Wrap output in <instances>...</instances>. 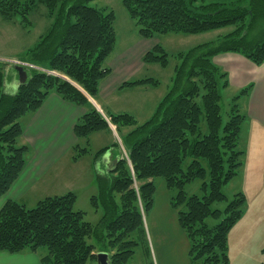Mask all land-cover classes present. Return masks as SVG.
<instances>
[{
    "label": "trees",
    "instance_id": "1",
    "mask_svg": "<svg viewBox=\"0 0 264 264\" xmlns=\"http://www.w3.org/2000/svg\"><path fill=\"white\" fill-rule=\"evenodd\" d=\"M94 1L0 0L3 21L20 16L22 24L32 25L29 16L42 5L51 22L34 47L18 58L29 65V81L15 94L4 91L7 64L0 63V198L8 194L27 162L28 147L18 144L23 135L21 118L39 111L50 94L88 108L74 127L77 139L112 131L89 98H98L102 80L112 74L104 63L116 48V20L113 11L91 7ZM204 1L123 0L144 40L234 29L178 55L170 90L148 121L138 125L130 114L108 116L128 159L120 154L114 169L97 179L99 193L90 200L104 212L97 225L84 221L86 213L75 210L73 192L43 199L35 208L7 202L0 211V253L41 254L43 264H88L98 261L97 254L103 251L110 264H128L140 242L147 241L144 215L154 204L155 179L163 178L169 189L177 191L173 207L185 208L177 219L190 244L192 263L229 264V234L242 219L246 197L239 193L229 200L223 189L242 165L238 145L246 117L237 101L253 86L235 96L224 122L221 91L230 87L229 75L212 58L233 52L264 64V0ZM145 55V65L169 66L161 45ZM159 84L154 78L127 81L121 89ZM88 153L76 146L73 158ZM195 180L203 183L202 196H187L186 186ZM224 203V210L215 208ZM209 220L217 224L211 227Z\"/></svg>",
    "mask_w": 264,
    "mask_h": 264
},
{
    "label": "rangeland",
    "instance_id": "2",
    "mask_svg": "<svg viewBox=\"0 0 264 264\" xmlns=\"http://www.w3.org/2000/svg\"><path fill=\"white\" fill-rule=\"evenodd\" d=\"M235 1L237 0H205L204 4H230ZM89 5L96 9H107L108 12L113 11L115 14L116 48L111 57L105 61L104 67L111 70L113 68L120 69L122 57L130 53V51L136 50L138 45H140L141 37L136 22L130 19L126 8H124L123 0H96ZM29 18L33 25L22 24L20 16L16 17L12 22L4 20L0 24V63L5 65L10 63L14 66L19 63L24 66L27 65L22 61L13 59L21 58L24 52L34 47L39 41L40 35L45 33L51 24L48 18V11L42 5H39ZM233 29L234 27L224 28L196 36H183L172 33L156 37L157 42L168 54L169 66L145 65L143 62L138 64V61H136L131 68L133 71L130 70V73L125 78L129 82L154 78L160 84L158 86L150 85L121 89V92L111 98L107 104L109 107L118 108L121 114L129 113L134 115L138 125L148 121L152 117L156 106L160 103L159 101L170 90L175 68L180 63L178 55L198 45L215 42L220 36L231 33ZM118 73L120 74L121 72L119 71ZM221 94L223 99L222 114L224 122H226L236 94L231 89H222ZM242 104L243 102H238L239 110L243 114ZM102 109L104 110V107ZM248 134H250V127H244L243 136L242 139L240 138L238 145V149L243 152L241 156L242 165L238 169V175L223 189V193L229 200H232L235 195L243 193L246 197V203L250 207H244L242 215L244 220L234 229L238 234H242L244 231H246V234L252 232L250 236L252 243L249 247L251 254H247L249 249H244L240 245L235 250L237 256L234 259L238 264H250L252 260L255 263L264 261V143H261V146H255L253 141L247 139ZM117 143H119L118 154L126 157L127 151H125L123 141L119 138L117 131L114 135H110L108 131L98 132L92 136V144L89 149L93 155L90 156L94 158V156L98 155L100 149L102 151L106 150V148V152L109 154L110 150L116 149L114 145ZM84 147H87V145H84ZM95 169L97 173L100 172V168L95 167ZM154 184L156 186L154 204L144 215L147 241L145 243L140 242L133 259L128 264H190L192 261L188 255L189 251L186 252L185 250L189 242L177 219L180 211L185 210V208L180 207L177 209L173 207L172 202L177 195V191L169 189L165 185L163 178H156ZM202 184L201 180H195L187 185L185 189L187 196H202ZM88 197L84 192L79 193L75 210H81L86 213L84 221L97 225L104 212L102 207L95 209L92 206V202L88 201ZM216 207L224 210L226 203L218 204ZM208 222L211 227L217 224L213 220ZM89 241L92 244H96L93 240ZM96 245L100 246L99 244ZM98 250L101 249L99 248ZM39 251L40 253L47 252L44 249ZM101 252L103 251H99V253ZM88 264H98V261H90Z\"/></svg>",
    "mask_w": 264,
    "mask_h": 264
},
{
    "label": "crops",
    "instance_id": "3",
    "mask_svg": "<svg viewBox=\"0 0 264 264\" xmlns=\"http://www.w3.org/2000/svg\"><path fill=\"white\" fill-rule=\"evenodd\" d=\"M3 22L0 17V24ZM157 41L156 37L148 40L141 38L137 49L122 57L120 69L113 68L112 74L102 80L98 98L90 101L91 105L98 108L102 115L108 117L121 114L118 108L109 107L107 102L121 92L122 85L127 82L125 77L130 73V70L133 71L131 68L136 61H138V64L143 62L146 53L155 46H160ZM213 58V63L229 75L230 87L227 90L231 89L237 96L246 87L253 86L246 96L240 97L237 101V104L243 102L241 109L246 117L241 131V139L243 128L250 127V134H248L247 139L253 141L255 146H261V143H264V64L256 65L241 54L233 52L221 53V55ZM6 68L4 91L6 94H15L19 89L18 74L12 68ZM87 111V107L67 103L59 95L52 93L44 101L39 111L21 118L23 135L18 144L28 147L27 162L23 173L7 192L8 194L0 198V211L7 202L12 201L26 205L28 208H35L38 202L43 199L72 192L77 196V203L81 192L89 196L88 201L98 195V177L111 172L115 167V160L120 155L117 148L110 150L109 154L106 152L100 158H97V156L91 157L90 155L93 154L89 146L92 144V136L96 133L88 139H77L74 127ZM130 129H123L124 133H128ZM108 133L114 135L113 130L108 131ZM84 145H87V147H84ZM76 146H79L80 149L87 148L89 153L74 160V148ZM95 167L100 168L99 173H97ZM247 207L250 208L246 203ZM242 220L244 219H241L229 234V264H238L234 259L237 256L235 250L238 245L244 247V249H249L248 253H245L251 254L249 247L252 243L250 238L252 232L246 234V231H244V233L238 234L234 230ZM189 248L188 244L185 249L186 252L189 251ZM253 263L264 264V261L255 263L252 260L250 264ZM0 264L43 263L41 262V254L27 251V253L15 255L6 252L0 253Z\"/></svg>",
    "mask_w": 264,
    "mask_h": 264
},
{
    "label": "water",
    "instance_id": "4",
    "mask_svg": "<svg viewBox=\"0 0 264 264\" xmlns=\"http://www.w3.org/2000/svg\"><path fill=\"white\" fill-rule=\"evenodd\" d=\"M7 67L12 68L18 74V85L19 86L29 81V72H27V68L24 65L19 63L18 65L14 66L8 63ZM89 100L91 101L92 99L89 98ZM118 161H119V157L115 160V163H114L115 166L118 164ZM97 260H98V264H110L109 255L105 252H101L97 254Z\"/></svg>",
    "mask_w": 264,
    "mask_h": 264
},
{
    "label": "built area",
    "instance_id": "5",
    "mask_svg": "<svg viewBox=\"0 0 264 264\" xmlns=\"http://www.w3.org/2000/svg\"><path fill=\"white\" fill-rule=\"evenodd\" d=\"M25 67H29V65H25ZM105 118H106V120L108 121V123L110 124V120H109V118H107L106 116H105ZM110 126H111V128H113L111 124H110ZM113 130H115V128H113ZM126 158L128 159L127 156H126Z\"/></svg>",
    "mask_w": 264,
    "mask_h": 264
}]
</instances>
